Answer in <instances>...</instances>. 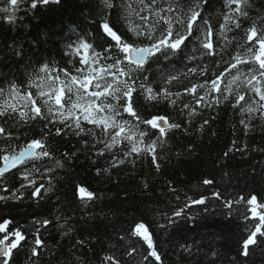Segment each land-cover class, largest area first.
Segmentation results:
<instances>
[{
    "label": "trees",
    "instance_id": "16d2710c",
    "mask_svg": "<svg viewBox=\"0 0 264 264\" xmlns=\"http://www.w3.org/2000/svg\"><path fill=\"white\" fill-rule=\"evenodd\" d=\"M33 2L17 0L13 6L11 0H0V88L3 89L0 102L9 96L10 85H16L20 95L32 93L37 106L41 107L42 116H48V119L19 123L10 120L9 125L15 123L10 129L11 135L19 139L8 140L0 136V148L11 145L18 149L28 139L42 138L41 130L44 133L51 131L48 140L53 155L51 159L35 162L46 165L41 168L45 173L43 178L39 174L35 176L36 186L45 184L43 199L31 196L33 186L27 182H24L25 187H20L23 177L14 174L17 169L6 174L8 179L4 186L9 191H0V195L8 196V199L0 200V222L11 220L8 231L20 228L26 235L20 246L13 250L9 264H31L32 260L35 264H107L105 257L109 255L130 264H146L140 255L132 252L134 246L143 243L140 238L130 235V230H134L135 223L139 222H146V226L152 224L149 230L161 256V261L156 264H264V243L259 247L250 245L248 256L238 252L241 235L247 236V231L240 226L247 224L252 228L254 223L240 217L248 208L244 203L234 204L233 211L224 206L223 198H212L205 206L187 209L186 215L175 218V223L165 219L185 202L187 196L210 195L212 189L236 198L248 194L257 195L258 200L264 197V113L257 110L245 114V126L240 123L239 110L231 107L234 96L219 105L196 108L192 95L184 91L194 83L211 78L213 72L218 74L227 65H212L203 76L199 71L187 77L180 75L187 71L186 66H197L209 60L201 57L202 49L193 53L192 45H189L179 58L162 61L149 70L150 80L155 78L156 81L152 84L154 90L160 86L158 81L167 84L166 78L178 75L179 79L168 87L173 93H180L179 97L171 98L177 101L175 105L168 100L144 101L149 105L146 114L163 115L170 124L180 125L176 129H167L161 137L166 142L156 149L159 167L154 164V172L150 174L146 157L151 153L124 157L120 151L125 147L122 143L105 151L104 156H98L97 152L104 150L105 140L99 129L91 125L84 127V134H73L59 122L58 116L48 115L42 104L44 98L36 96L37 89L28 88L32 79H38L37 74L45 75L42 71L45 67L51 70L48 75H59L61 79H65V72L69 78L84 75L88 65L82 64V68L76 70L72 65L73 52L82 42L101 51V46L110 41L101 27L105 20L110 21V27L122 38L146 43L144 37H137L130 30L128 21L116 12L115 4L111 9L105 6L112 0H58L48 4L37 2L36 7H32ZM132 2L133 7H137L135 0ZM245 10L248 16L240 17L241 28L233 26V30L226 33L230 41L227 47L224 39L219 40L217 61L221 57L231 61L241 51L238 45L249 46L244 30L253 22L258 26L264 24V0H248ZM226 11L225 0H207L202 15L210 17V23L218 33L224 23L222 14ZM132 20L133 25L142 24L135 16ZM92 49L85 55L90 56ZM188 56L196 59L189 60ZM241 70L248 69L241 66ZM241 90L246 99L254 95L246 89ZM202 92L198 89L196 95ZM50 103L54 105V97ZM184 104L192 107L185 109ZM193 109L195 114L190 117L189 112ZM22 110L23 105H18V112ZM55 127L67 134L56 136ZM88 129L99 136V143ZM234 140L239 146L238 151L233 148ZM57 159L60 167H56ZM114 161L115 167L112 166ZM48 168L52 171L48 172ZM205 178H212L214 185H203ZM74 185L87 188L96 198L84 206L78 193L73 196ZM48 187L51 192L46 191ZM17 190L24 199L12 196ZM45 219L49 223L41 225ZM161 224L164 227H160ZM37 228L42 244L37 248V256L30 258V246H34ZM4 235L0 233V238ZM126 251L132 255H127Z\"/></svg>",
    "mask_w": 264,
    "mask_h": 264
},
{
    "label": "snow or ice",
    "instance_id": "6c2138e0",
    "mask_svg": "<svg viewBox=\"0 0 264 264\" xmlns=\"http://www.w3.org/2000/svg\"><path fill=\"white\" fill-rule=\"evenodd\" d=\"M37 2L48 4L58 2V0H34L32 7H36ZM16 3L17 0H11L13 6ZM205 3L207 0H183V2L181 0H135L137 7L134 8L132 0L106 2L105 6L109 9L113 8L115 4L116 12L128 21L130 30L137 37H144L146 43L144 41L137 43L122 38L117 31L113 30V27H110V21L105 20L101 27L110 41H106V45L101 46V51L92 49L91 44L81 43L80 48L85 53L92 49L90 56L86 54L81 57V63L88 65L84 75L69 78L68 73L65 72V79H61L59 75H48L51 70L45 67L42 69L45 75L37 74L38 79H32L28 88L35 87L37 89L36 96L44 98L42 104L47 109L48 115L58 116L59 122L71 129L73 134L79 136L85 133L82 122H87L88 125H94L99 129V133L105 137V140L103 141L104 150L98 151V156H104L105 151H111L115 146L123 143L125 147L120 151L123 152L124 157L151 153V161L156 164L159 158L156 149L163 147L166 142L161 140V137L165 136L167 129H176L180 125L170 124L163 115L146 114L149 105H146L144 101L168 100L175 105L177 101L171 98L179 97L180 93H173L168 85H171L174 80H178L179 76L171 75L170 78H166L167 84L163 80L158 81L160 86L154 90L152 84L156 81L155 78L150 80L149 70L153 65L162 61H170L174 57L179 58L180 54L186 52L189 45H192L193 53L202 49L201 57H208L209 60L197 66H186L187 71L180 75L187 77L189 74L199 71L203 76L212 65L220 67V64H226L227 67H224L218 74L213 72L211 78L194 83L184 91L192 95L196 108L201 105L205 107L219 105L234 96L231 107L234 110H239L242 116L240 123L247 126L243 119L245 114H251L257 110L264 113V24L258 26L256 22H253L244 30V38L249 46L238 45L241 51L237 52L231 61H226L223 57L217 61L215 57L220 55L216 50L219 47V40L224 39L225 47H227L230 41L227 40L226 33L231 32L233 26L236 29L241 28L240 17L248 16L245 10L248 0H225L227 11L222 14L224 23L220 25L218 33L211 25L210 17L202 15ZM173 13L175 14L173 15ZM133 16L142 21V24L133 25ZM79 51L80 49H77V53ZM187 59L195 60L196 57L188 56ZM241 66L248 70L242 71ZM233 70H235L234 74ZM226 77L230 78L224 82ZM222 83L223 87H221ZM198 89L203 90L202 94L196 95ZM241 89H246L248 93L254 95L246 99V94ZM214 93L219 95H213ZM0 96H3L2 88H0ZM53 97L54 105L50 103ZM18 105H23L22 111L18 112ZM151 107H155V105H151ZM183 107L189 109L192 106L184 104ZM194 114L195 109L189 112L190 117ZM38 118L47 120L48 116H42L41 107L37 106V99L33 98L32 93L29 91L25 95H20L19 87L10 85L9 96L0 102V136L8 140H18L19 137L12 136L10 131L12 127H15V123L9 125L8 122L10 120L16 123L35 122ZM66 121H70V123H65ZM204 123H208V121ZM88 132L92 134L97 143L100 142L96 133L91 132V129H88ZM62 134L66 135L67 133L62 132L60 127H55V135L61 136ZM51 135V131L44 133L41 130L42 138L28 139L18 149L11 145L0 148V164H2L0 166V191L5 193L9 191L4 186L8 179L6 174L17 169L14 174L23 177L20 187H25L24 182H27L33 186L31 196L44 198L42 189H45V184L40 183L39 186H36L35 176L39 174L43 178L45 173L41 171V168L46 165L43 162L36 165L35 162L42 161V158L51 159L53 153L49 148L51 141L48 140ZM232 143L235 150H240L235 140ZM30 163L33 165L32 167L28 166ZM55 163L56 167L61 166L58 159ZM112 166H116L115 161ZM156 166L159 167L158 164ZM47 171L51 172L52 169L48 168ZM202 183L212 186L214 180L205 178ZM46 191L51 192V187H48ZM77 193L84 206L96 198L93 192L87 188L74 185L73 196H76ZM12 196L24 199L18 194V190L13 191ZM212 198L218 200L223 198L224 206L233 211H235L234 204L244 203L248 206L247 211L241 213L240 217L254 223L252 228H249L247 224L240 226L244 231H247V236L241 235L240 237V246L238 247L240 254L248 256L250 245L259 247L261 243H264V197L258 200L257 195L248 194V196L236 198L230 193L225 195L219 190L212 189L210 195L201 193L198 197L187 196L185 202L165 219L168 223H175V218L186 215L187 209L205 206L206 202ZM6 199H8L7 195H0V200ZM203 210L207 211V207H204ZM11 223L12 221L8 219L0 222V233H5L3 238H0V257H3L0 264H9L13 250L17 249L20 242L26 239V235L20 228L8 231ZM40 223L47 225L49 221L45 219ZM159 226L164 227L163 224ZM151 227V223L146 226V222H139L135 223L134 230H130V235L143 241L139 247L134 246L132 252L140 255L146 264H156L161 261L153 234L149 230ZM41 244L42 239L39 228H37L34 246H30V258L37 256V248ZM126 254L132 255L127 251ZM105 259L107 264H130L129 261H124L115 255L106 256ZM31 264H35V260H32Z\"/></svg>",
    "mask_w": 264,
    "mask_h": 264
},
{
    "label": "rangeland",
    "instance_id": "374dc122",
    "mask_svg": "<svg viewBox=\"0 0 264 264\" xmlns=\"http://www.w3.org/2000/svg\"><path fill=\"white\" fill-rule=\"evenodd\" d=\"M81 57H82L81 53H76L73 57L72 63L77 69L81 65ZM82 126L87 127L88 126L87 122H82ZM147 168H148L149 172H151L150 174H152V172H154V166L152 165V161H151L150 157L147 158Z\"/></svg>",
    "mask_w": 264,
    "mask_h": 264
},
{
    "label": "water",
    "instance_id": "95a60500",
    "mask_svg": "<svg viewBox=\"0 0 264 264\" xmlns=\"http://www.w3.org/2000/svg\"><path fill=\"white\" fill-rule=\"evenodd\" d=\"M14 170V169H13ZM12 171V170H11Z\"/></svg>",
    "mask_w": 264,
    "mask_h": 264
}]
</instances>
